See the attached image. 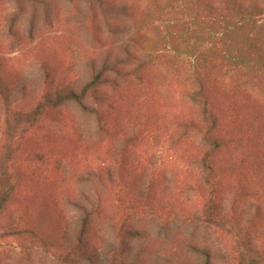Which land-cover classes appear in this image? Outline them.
I'll list each match as a JSON object with an SVG mask.
<instances>
[{
	"label": "trees",
	"instance_id": "16d2710c",
	"mask_svg": "<svg viewBox=\"0 0 264 264\" xmlns=\"http://www.w3.org/2000/svg\"><path fill=\"white\" fill-rule=\"evenodd\" d=\"M263 201L264 0H0V264H264Z\"/></svg>",
	"mask_w": 264,
	"mask_h": 264
},
{
	"label": "rangeland",
	"instance_id": "374dc122",
	"mask_svg": "<svg viewBox=\"0 0 264 264\" xmlns=\"http://www.w3.org/2000/svg\"><path fill=\"white\" fill-rule=\"evenodd\" d=\"M250 202L253 203L254 205H258L257 203H254L255 202L254 199H250L249 202L247 201V204L250 203ZM262 207H263L262 211H264V201L262 203ZM252 213H254V210L252 208H248L247 207V209L245 211L246 218H249L252 215ZM16 242L17 241L14 238H11V237H6L4 239H0V249L7 248V247H9L11 245L15 246Z\"/></svg>",
	"mask_w": 264,
	"mask_h": 264
}]
</instances>
